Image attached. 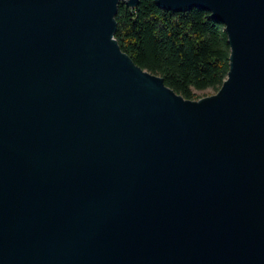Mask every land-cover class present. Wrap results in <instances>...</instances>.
<instances>
[{
  "label": "water",
  "instance_id": "water-1",
  "mask_svg": "<svg viewBox=\"0 0 264 264\" xmlns=\"http://www.w3.org/2000/svg\"><path fill=\"white\" fill-rule=\"evenodd\" d=\"M118 1L0 0V264H264V0H154L223 25L196 100L119 49Z\"/></svg>",
  "mask_w": 264,
  "mask_h": 264
},
{
  "label": "trees",
  "instance_id": "trees-1",
  "mask_svg": "<svg viewBox=\"0 0 264 264\" xmlns=\"http://www.w3.org/2000/svg\"><path fill=\"white\" fill-rule=\"evenodd\" d=\"M112 34L119 49L140 68L162 78L184 99L195 91L214 92L228 69L229 46L223 25L195 7L174 12L154 0L116 4Z\"/></svg>",
  "mask_w": 264,
  "mask_h": 264
},
{
  "label": "rangeland",
  "instance_id": "rangeland-1",
  "mask_svg": "<svg viewBox=\"0 0 264 264\" xmlns=\"http://www.w3.org/2000/svg\"><path fill=\"white\" fill-rule=\"evenodd\" d=\"M196 94L199 95V98L200 97H203V96H207V95H210V94H213L214 91L210 88H206V89H203V90H199V91H195Z\"/></svg>",
  "mask_w": 264,
  "mask_h": 264
}]
</instances>
